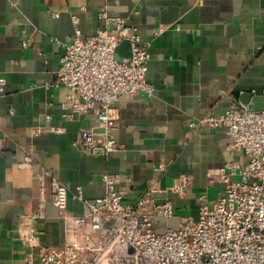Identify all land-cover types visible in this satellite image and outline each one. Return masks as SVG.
<instances>
[{
	"label": "crops",
	"instance_id": "crops-1",
	"mask_svg": "<svg viewBox=\"0 0 264 264\" xmlns=\"http://www.w3.org/2000/svg\"><path fill=\"white\" fill-rule=\"evenodd\" d=\"M103 9L129 19L151 42L146 79L154 92L115 103L121 148L95 158L72 143L81 130L101 131L97 117L66 120L62 103L69 91L55 82L74 34L73 16L88 37L104 26ZM119 47L128 53L124 42ZM0 87V130L7 136L0 149V264L23 263L28 249L18 225L37 208L34 174L40 168L67 185L68 210L76 215L86 209L71 193L82 186L89 199L103 196L104 172L120 175L116 188L126 203L135 202L155 177L157 202H175V216L169 223L156 216L155 229L177 228L182 218L197 217L200 197L211 202L222 195L221 183L210 176L228 162L245 160L228 150L223 129L189 123L232 106L264 109V0H0ZM27 155L31 168L22 165ZM182 177L189 184L179 196L170 187ZM46 216L41 241L61 246L63 223L51 204Z\"/></svg>",
	"mask_w": 264,
	"mask_h": 264
},
{
	"label": "built area",
	"instance_id": "built-area-1",
	"mask_svg": "<svg viewBox=\"0 0 264 264\" xmlns=\"http://www.w3.org/2000/svg\"><path fill=\"white\" fill-rule=\"evenodd\" d=\"M99 15L104 26L88 37L73 16L74 34L60 58L55 82L69 91L62 103L66 120L83 114L97 117L101 131L81 130L72 143L78 152L95 158L121 148L115 103L123 96L154 92L146 79L151 42L141 39L129 19L109 16L105 9ZM122 42L128 43L129 56L117 59ZM189 126L223 129L230 139L228 150L245 157L226 163L210 176V182L221 183L223 193L211 202L200 197L196 218H182L177 228L158 232L156 216L166 223L175 216L174 201L158 203L155 198L158 179L151 178L143 194L126 203L124 193L116 188L120 175L106 172L101 174L103 196L89 199L82 186L71 193L86 209L85 214L76 215L68 210L67 185L40 168L34 174L37 208L23 215L18 225L20 241L28 249L22 264H264V109L232 106ZM6 140L0 130V149ZM33 162L27 155L22 165L31 168ZM188 184L189 178L182 177L170 191L181 196ZM47 204L57 210L63 223L61 246L41 241Z\"/></svg>",
	"mask_w": 264,
	"mask_h": 264
},
{
	"label": "water",
	"instance_id": "water-1",
	"mask_svg": "<svg viewBox=\"0 0 264 264\" xmlns=\"http://www.w3.org/2000/svg\"><path fill=\"white\" fill-rule=\"evenodd\" d=\"M126 45H127V47H129V45H128V43L127 42H124ZM122 50H121V47H118L117 48V50H116V58L117 59H121V58H123V57H128L129 56V51H128V53L127 54H122V52H121Z\"/></svg>",
	"mask_w": 264,
	"mask_h": 264
}]
</instances>
